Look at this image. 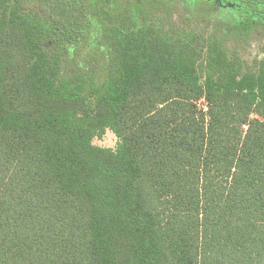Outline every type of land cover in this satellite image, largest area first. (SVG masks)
<instances>
[{
  "label": "trees",
  "instance_id": "obj_1",
  "mask_svg": "<svg viewBox=\"0 0 264 264\" xmlns=\"http://www.w3.org/2000/svg\"><path fill=\"white\" fill-rule=\"evenodd\" d=\"M193 8L0 0V264H264V21Z\"/></svg>",
  "mask_w": 264,
  "mask_h": 264
},
{
  "label": "rangeland",
  "instance_id": "obj_2",
  "mask_svg": "<svg viewBox=\"0 0 264 264\" xmlns=\"http://www.w3.org/2000/svg\"><path fill=\"white\" fill-rule=\"evenodd\" d=\"M214 2V6L218 9V14L222 17H226L228 16L231 12H238V9L240 11L242 6H239V4H242L241 2L246 1V0H239L238 6L236 5V0H212ZM248 3L250 0H247ZM196 4L198 5L197 7L193 8L195 13H204V11H206V13H211V14H215L217 13L216 8H214V6L210 5V3L205 4L202 3L200 0L196 1ZM202 6V7H200ZM209 11V12H208ZM258 10H253V18L255 20L258 19H263L264 18V14L262 11ZM217 14V15H218ZM208 15V14H207ZM214 18V16H213ZM227 19V18H226ZM204 103L200 102L198 104L199 108H203ZM94 144L99 146V147H104V148H114L115 144H116V138L115 136L110 132V131H106L105 134L103 135L102 138L100 139H96L94 140Z\"/></svg>",
  "mask_w": 264,
  "mask_h": 264
},
{
  "label": "flooded vegetation",
  "instance_id": "obj_3",
  "mask_svg": "<svg viewBox=\"0 0 264 264\" xmlns=\"http://www.w3.org/2000/svg\"><path fill=\"white\" fill-rule=\"evenodd\" d=\"M183 2H185L186 4H188V5H192V7H197L198 5L196 4V1L197 0H182ZM202 3H204V5L205 4H208V3H210V5H212V6H214V2L212 1V0H200ZM238 3H239V0H236V5L238 6ZM242 4H239V6H242L241 7V9H240V11H239V9H238V12H231L228 16H226V17H224V16H220L219 14H218V9L214 6V8H216V10H217V13H215V14H211L209 11V17H210V19L211 20H218V21H224V22H227V21H233V20H237L239 17H241V16H250V17H252L253 18V15H252V13H253V10H258L259 9V11H262L263 12V14H264V2L262 1V0H250L249 1V3H248V1L246 0V1H242L241 2ZM200 7H202V6H200ZM258 11V12H259ZM218 14V15H217ZM213 16H214V18H213ZM227 18V19H226ZM253 20H255L254 18H253ZM255 21H259V22H263L264 21V18L263 19H258V20H255Z\"/></svg>",
  "mask_w": 264,
  "mask_h": 264
}]
</instances>
